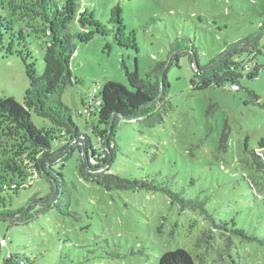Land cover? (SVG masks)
I'll use <instances>...</instances> for the list:
<instances>
[{
  "label": "rangeland",
  "instance_id": "rangeland-1",
  "mask_svg": "<svg viewBox=\"0 0 264 264\" xmlns=\"http://www.w3.org/2000/svg\"><path fill=\"white\" fill-rule=\"evenodd\" d=\"M64 1L57 16L75 22L81 39L92 38L91 30L109 34L118 22L115 30L121 42L138 50L117 46L111 36H96L76 47L71 70L77 82L60 98L93 145L97 139L91 127L77 116L86 108L80 99L86 102L91 89H100L106 80L128 87L123 64L129 70L135 65L143 77L155 62L169 64L178 43L194 45L200 63L205 64L227 43L249 37L253 42L264 24V0H84L82 9L74 5L77 0ZM1 3L8 14L0 15V23L7 29L20 25V34L14 35L20 42L30 39L31 45L17 50L10 42L6 52L30 58L25 60L30 75L36 70L34 60L42 70L41 55L51 53L52 46L37 0ZM248 50L247 54L260 52L253 60L258 75L243 79L237 92L226 85L193 90V70L187 55L180 56L179 65L172 64L167 73L170 107L161 114V123L149 126V118L123 117L113 137L115 156L106 160L101 173L155 174V180L165 186L198 195L217 219L233 217L247 234L260 236L264 228V207L259 201L264 199V36ZM27 86L21 61L0 54V96L20 102ZM34 118L40 122V117ZM100 120L94 131L103 137L112 124L107 131L108 118ZM51 126L46 130L54 138L68 140L63 126ZM223 132L225 142L220 141ZM29 142L24 129L0 107V196L14 191L13 206L28 194L38 191L42 196L47 191L39 175L48 161ZM77 158L75 152L62 165L68 214L42 206L33 210V218H18L7 231L0 224V238L4 237L0 243L7 246L0 258L19 251L35 255V264H156L162 253L184 249L196 264H264V250L258 244L235 234L228 240L211 229L198 211L181 209L163 193L108 192L87 181L79 174ZM192 177L196 181L190 184Z\"/></svg>",
  "mask_w": 264,
  "mask_h": 264
},
{
  "label": "trees",
  "instance_id": "trees-1",
  "mask_svg": "<svg viewBox=\"0 0 264 264\" xmlns=\"http://www.w3.org/2000/svg\"><path fill=\"white\" fill-rule=\"evenodd\" d=\"M1 1L0 15L7 16L8 8L5 6L2 8ZM77 1L74 5L82 9L84 0ZM65 2L64 0H37L38 11L44 22L43 25L50 33L48 39L52 48L51 53H48L49 55L51 54L50 58H46L48 54L45 56L41 55L42 70L40 65L34 64L35 60L31 62L36 68L32 75L29 74L27 69V66H30L29 61H27L28 63L25 62L26 59L30 58H23L20 52H17L18 54H10L5 50V47L9 46L10 42L13 43L17 50L21 49L23 44L28 48L30 39L28 41L22 39L20 42L19 37L15 36L20 34V25L14 24L7 29L0 23V42L4 45L2 46L0 43V54L18 58L24 66L25 76L28 80V86L20 102L10 96H0V107L24 129L28 136V141H30L29 143L41 150L44 154V159L48 161L46 166L42 168V174L39 175V178H43L47 185L45 194L38 196V191L28 194L25 199L19 200L15 206L10 201V198L15 197L13 195L16 194L14 191L7 192V195H1L0 224L5 226L7 231L14 221H17L16 219H31L34 217L33 210L42 206H54L63 215H67L69 212V200L66 197L67 182L62 172V165L73 153L77 152L79 174L87 181L95 183L106 191L117 189L163 193L171 201L177 203L181 209L198 211L206 217L212 227L211 229L218 231L219 234L228 240L232 238V234H235L241 239L258 244L264 250V228L260 236L247 234L244 229L238 227L233 217L228 219V216H222L217 219L210 213L206 202L199 198L198 195L192 196L186 194V192L176 191L171 187L165 186L155 180V174L134 175V173H130L129 175H122L120 173H101L102 167L107 163L106 160L113 159L115 156L116 144L113 137L123 117L134 119L149 118V126L161 123V114H165L166 106L170 107V84L167 73L172 64L175 66L179 65L180 56L187 55L193 70V76L190 79V85L193 90L196 87L202 90L209 87L220 88L226 85L230 91L237 92L240 90L243 79L256 78L259 69L253 60L260 52L252 54H247V52L249 51L248 46L264 36V24L259 25L261 33L253 38V42L249 37L227 43L220 52L211 57L205 64L200 63L198 51L191 43H188V45L178 43L176 47L178 52L175 53L169 64L167 60L157 61L149 67L143 77L138 75L135 65L134 70H129L122 63L128 87L106 80L102 83L100 89L96 87L91 89V92L87 95L88 99L86 102L84 99H80L82 106L86 107L84 110L86 114L77 112V116L83 117L86 125L91 127V132L97 139V144L93 145L89 135L81 133L78 129L72 117V109L64 104L60 98L67 87L77 82L72 76L71 70V59L75 54L76 47L79 44L89 43L96 36H111L117 46L132 49L135 52H138V50L136 47H130L121 42L115 30L118 28V22H114L116 26L109 34H103L98 31L91 32V30L90 33H93L92 38L81 39L75 22L68 21V23L57 16V12L64 9L63 4ZM75 17L78 19L79 15ZM5 23L7 22L5 21ZM93 28L95 30L96 27L93 26ZM12 35H14V39ZM244 55L246 56L245 58L243 57L245 59L243 61L241 57ZM173 59L175 63H172ZM232 85H237L238 89L232 90ZM27 97L30 101L26 99ZM91 98L93 103L89 101ZM255 98L258 101L256 96ZM161 108L164 112L161 111ZM34 115L41 118L40 122L35 120ZM113 116L115 117L113 118ZM102 117H106L109 120V123L105 125L107 131L109 130L110 121L112 124L110 133L106 134L107 132H105L103 137L94 131L95 127L97 128L101 125L100 119ZM53 123L64 127L68 140H65V142L58 141L51 132L46 130L52 127ZM226 138L227 134L223 132L220 135V141L225 142ZM92 156L96 160L91 163L90 158ZM257 166L260 167L261 164L257 162ZM0 181H2L1 177ZM189 181L190 184H193L196 179L192 177ZM22 190L26 189L19 191ZM259 201L264 207V199ZM40 202H42L41 205L38 204ZM3 238V236L0 238V242ZM6 247V245L4 246L0 243V253L2 248ZM36 261L37 257L35 255L28 256L25 252L19 251H9L4 257L0 258L1 264H35ZM156 264L196 263L189 252L184 249H176L162 253L158 257Z\"/></svg>",
  "mask_w": 264,
  "mask_h": 264
},
{
  "label": "built area",
  "instance_id": "built-area-1",
  "mask_svg": "<svg viewBox=\"0 0 264 264\" xmlns=\"http://www.w3.org/2000/svg\"><path fill=\"white\" fill-rule=\"evenodd\" d=\"M231 89H232V90H237L238 87H237V85H232V86H231ZM90 160H91L92 162H94L96 159H95L94 156H92V157L90 158Z\"/></svg>",
  "mask_w": 264,
  "mask_h": 264
},
{
  "label": "water",
  "instance_id": "water-1",
  "mask_svg": "<svg viewBox=\"0 0 264 264\" xmlns=\"http://www.w3.org/2000/svg\"><path fill=\"white\" fill-rule=\"evenodd\" d=\"M115 116H113V118H114Z\"/></svg>",
  "mask_w": 264,
  "mask_h": 264
}]
</instances>
